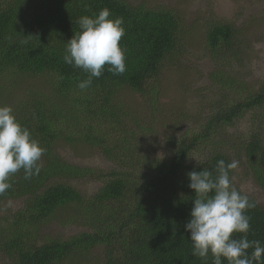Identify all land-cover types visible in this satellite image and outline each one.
Returning <instances> with one entry per match:
<instances>
[{
	"label": "trees",
	"instance_id": "1",
	"mask_svg": "<svg viewBox=\"0 0 264 264\" xmlns=\"http://www.w3.org/2000/svg\"><path fill=\"white\" fill-rule=\"evenodd\" d=\"M104 8L111 19L123 18L120 47L127 70L114 76L105 66L102 76L81 91L77 83L87 73L65 64V46L79 31V17ZM179 23L168 9L124 0H0V106H10L46 150L39 174L26 180L19 171L10 177L12 187L0 194V209L7 202L20 203L0 210V253L10 264H212L211 255L206 260L192 256L185 231L195 197L188 173L214 171L221 159L231 162L223 150L233 148L264 190V141L258 132L250 131L237 147L211 143L221 127L264 108V81L253 91L220 67L208 76L223 99L211 103L191 130L159 139V155L156 148L142 153L140 138L156 136L159 77L178 50ZM234 33L228 24L206 32V50L215 60L226 52L232 56ZM128 91L143 98L148 118L131 112ZM59 144L86 145L112 166L103 170L70 163L58 153ZM207 145L213 150L207 151ZM82 181L100 186L86 196L75 186ZM249 199L255 207L246 213L251 217L248 239L264 245V206ZM54 223L78 229H51Z\"/></svg>",
	"mask_w": 264,
	"mask_h": 264
},
{
	"label": "rangeland",
	"instance_id": "2",
	"mask_svg": "<svg viewBox=\"0 0 264 264\" xmlns=\"http://www.w3.org/2000/svg\"><path fill=\"white\" fill-rule=\"evenodd\" d=\"M131 5L143 4L148 8H163L172 11L179 18L181 31L179 46L174 55L164 63L160 73L162 91L160 95L156 136L151 139L140 138L141 150L155 149L159 155L163 149L156 143L165 136H179L196 126L208 113L211 103L223 99V92L213 86L208 74L220 67L231 76L243 81L251 90L257 91L264 81V0H124ZM216 24H228L233 27L234 38L231 45L232 56L220 54L216 60L206 50V32ZM228 50V51H230ZM25 84L19 85L22 89ZM35 85V82H31ZM18 91L9 96V105L17 99ZM125 100L131 112L148 118L149 112L143 98L133 92L125 93ZM6 103V102H5ZM250 131L258 132L264 141V108L249 110L233 126H223L218 136L211 142L220 147L227 142L233 146L239 144ZM212 151L211 145L206 146ZM60 156L73 164L98 167L107 170L112 166L95 149L86 145L68 147L59 144ZM224 153L232 160L239 161V167L232 175V184L258 204L264 206V190L258 187L246 170L240 154H234L227 147ZM198 155V153H197ZM194 162L193 158H190ZM231 160V161H232ZM83 195L90 196L98 189L95 181L75 183ZM19 202H7L2 210H12ZM0 209V210H1ZM64 213V212H63ZM59 227V228H58ZM60 225L54 223L51 229ZM62 229L64 227H61ZM73 231L76 225L66 228ZM0 264H10L0 253Z\"/></svg>",
	"mask_w": 264,
	"mask_h": 264
},
{
	"label": "clouds",
	"instance_id": "3",
	"mask_svg": "<svg viewBox=\"0 0 264 264\" xmlns=\"http://www.w3.org/2000/svg\"><path fill=\"white\" fill-rule=\"evenodd\" d=\"M104 8L94 16H81L76 23L79 31L66 43L63 61L87 73L79 81L81 91L89 89L93 78L107 71L114 76L125 73V50L120 41L125 35L122 17L111 19ZM26 42V41H25ZM39 141L16 119L10 106H0V194L12 187L10 177L23 170L24 179H31L41 170L40 161L45 153ZM239 161H217L214 171L188 173V187L195 197L185 231L190 233L192 256L212 264H264V245L249 240L251 217L246 213L255 207L246 194L232 184V173ZM234 234H241L239 239ZM251 249V253H249Z\"/></svg>",
	"mask_w": 264,
	"mask_h": 264
}]
</instances>
